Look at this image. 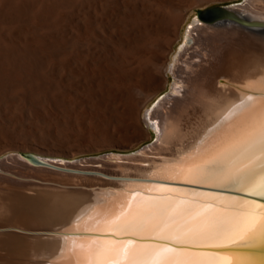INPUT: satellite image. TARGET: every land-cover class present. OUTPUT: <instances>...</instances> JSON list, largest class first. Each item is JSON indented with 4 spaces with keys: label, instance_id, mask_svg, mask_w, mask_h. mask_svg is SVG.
<instances>
[{
    "label": "bare ground",
    "instance_id": "obj_1",
    "mask_svg": "<svg viewBox=\"0 0 264 264\" xmlns=\"http://www.w3.org/2000/svg\"><path fill=\"white\" fill-rule=\"evenodd\" d=\"M214 1L0 0V264H199L121 237L207 241L256 215L174 183L264 194V0L195 20L170 63L188 11ZM168 71L144 114L156 143L54 159L130 149Z\"/></svg>",
    "mask_w": 264,
    "mask_h": 264
},
{
    "label": "water",
    "instance_id": "obj_2",
    "mask_svg": "<svg viewBox=\"0 0 264 264\" xmlns=\"http://www.w3.org/2000/svg\"><path fill=\"white\" fill-rule=\"evenodd\" d=\"M222 6L209 9L219 12ZM31 159L37 158L27 154ZM196 190L217 193L242 199L254 205L251 214H256L238 233L224 238L207 241H172L156 237H138L124 235L123 237L137 241H151L166 245L175 250H182L198 255L199 264H264V194L243 191L228 187H217L190 182H174ZM256 208V210H255Z\"/></svg>",
    "mask_w": 264,
    "mask_h": 264
},
{
    "label": "rangeland",
    "instance_id": "obj_3",
    "mask_svg": "<svg viewBox=\"0 0 264 264\" xmlns=\"http://www.w3.org/2000/svg\"><path fill=\"white\" fill-rule=\"evenodd\" d=\"M244 1L245 0L214 1V2L205 3L203 5L194 6L191 10H189L185 16V19L182 21V23L180 25V31L178 33V37L175 40V42L172 46V49L169 53V57L171 60L170 63H172L173 59L179 54L180 48L185 44L186 34H187L190 26L195 22V20L199 19L203 22L204 20H202L201 16H204V15L211 16V15H209V13H211L209 11V9H211L215 6H222L223 8H226V7H230L231 5L243 3ZM215 21H212L211 23H214ZM207 23H210V22H207ZM170 63H169V65H170ZM163 75H165V78L167 80L165 82L164 86L159 90L158 93H156L152 98H150L147 101V103L145 104L146 107L144 106L143 109L139 113L141 121H142V128L144 129L145 135L142 136V138L139 141H136V142L132 143L131 145H129L130 147L132 146L130 149L124 150L123 148H119V147L114 145V147L113 146L102 147L104 149L101 148L98 151H92V152L83 153L80 155L78 154V156L75 158H69V159H67V158L66 159L54 158V159H56V161H58V162L60 160H62V162L77 163L78 161H83L86 159H94V161H95L99 158L103 159L104 157H107L109 155L131 156V155L138 153L140 150H143L146 147H149V145L156 143L158 141V135H157L156 131L154 129L150 128L149 125L145 122L144 114H145L148 107H151L152 105H154L160 97H163L164 95L170 93L172 88H173V85L175 83V77H174L173 73H170L168 71V72H163ZM27 154H32L36 157L38 156V155L30 153V152L23 153L22 154L23 158L25 157V159H27L29 161V163H32V161L30 160V157ZM15 155H17V153L7 154L4 157L7 158L8 156H15ZM1 158H3V157H1ZM1 158H0V162L2 160Z\"/></svg>",
    "mask_w": 264,
    "mask_h": 264
},
{
    "label": "trees",
    "instance_id": "obj_4",
    "mask_svg": "<svg viewBox=\"0 0 264 264\" xmlns=\"http://www.w3.org/2000/svg\"><path fill=\"white\" fill-rule=\"evenodd\" d=\"M205 16H207V15H205Z\"/></svg>",
    "mask_w": 264,
    "mask_h": 264
}]
</instances>
